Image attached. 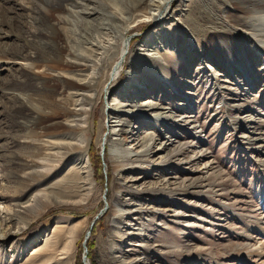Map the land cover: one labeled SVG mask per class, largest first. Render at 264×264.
Listing matches in <instances>:
<instances>
[{
	"label": "rangeland",
	"instance_id": "374dc122",
	"mask_svg": "<svg viewBox=\"0 0 264 264\" xmlns=\"http://www.w3.org/2000/svg\"><path fill=\"white\" fill-rule=\"evenodd\" d=\"M139 1L0 0V51L22 49L0 62V219L16 231L0 240V264H264L249 252L264 231V56L239 28L264 0L176 3L160 30ZM53 23L74 54L101 27L116 33L76 127L66 82L78 79L26 67L40 45L54 49ZM22 94L46 101L65 135L27 138L37 114ZM159 141L172 146L155 154Z\"/></svg>",
	"mask_w": 264,
	"mask_h": 264
},
{
	"label": "bare ground",
	"instance_id": "6f19581e",
	"mask_svg": "<svg viewBox=\"0 0 264 264\" xmlns=\"http://www.w3.org/2000/svg\"><path fill=\"white\" fill-rule=\"evenodd\" d=\"M185 2H187V0H143V1L140 0L138 3H139V6L146 5V12H145L144 17L146 18L147 22L152 23V24H158L160 26V27L158 26L160 30V28L163 27L165 21L168 18H170L174 5L176 3H185ZM240 6L242 7V5ZM41 7H43V9L45 8L44 5H42ZM230 12L231 10H225V15H224L225 18H228L227 15ZM246 14L247 16L243 18V23L239 24V28L242 32L249 35L252 38V40L255 42V47H256V51L258 52V54L264 56V11L260 12L256 9V7H254V9H250L248 13ZM49 30H50L49 35L51 38L50 43L51 45L53 44L54 49L52 50V52H49L50 51L49 48L43 47V45H40L41 46L40 48V46H38V44L34 40L26 41L25 42L26 46L29 48L34 47L35 51L38 48H40L39 50L36 51V53H33V55H30L27 57L26 67L31 73H33V75H35L36 78H40L39 76H44L45 74H47V72H51V73H55L58 75H63L67 79L68 77L78 79L77 80L78 84L70 83L71 79H68L66 82L72 91L69 93V99L74 104L73 105L74 109L71 111V113L69 114V117L66 119H68L67 122L70 127H71V124L74 127H76L78 125V122L81 121L80 118L84 115V111H86L84 109L83 102L87 100L86 99L87 97H89L88 95H85V94L82 95L83 94L82 92H85V90L88 89L84 87L86 86L87 83H89L92 79L95 78L96 73L100 69L103 58L109 53L112 46L114 45L116 33L112 29L101 27L100 28L101 33H98L99 35L98 39L96 40L92 39L91 41L84 42L86 46L88 45L86 48L88 52L84 51L78 54H74L72 53L71 50L66 48V46H63L62 44L59 43L58 41L59 30L54 23L51 26H49ZM101 35L105 37L102 38ZM99 39H103L104 41H100ZM131 41L132 39L129 37L125 38L124 47H123V50L120 56V60L117 62V65L114 69V73L111 76L113 80H117V78L121 76V73L123 72L125 68L124 65L130 53L129 47L131 46V43H130ZM163 43L164 45H167L165 42ZM215 45L223 49V51L225 52L224 54L225 59L230 64V66L234 65L235 62L232 56L228 53V47L226 46V44L219 43L218 45L217 44ZM238 45L241 47V44L239 43L237 45H234V49L237 53V57L241 58L244 54H243V50L239 49ZM21 51L22 49H19V47L11 51H7V50L0 51V62H3V61L7 62L8 60H11L10 58L11 55H14L15 53L17 54ZM34 56H37V59H38L37 61ZM243 61H245V59ZM136 63H139V61L138 62L136 61ZM237 66L239 68H244L246 65L242 63L239 65V63H237ZM89 70H91V72H89ZM137 84H140V86L142 85L141 83H137ZM137 84H135V86H138ZM43 96H44L43 99L47 98L46 100H48L47 93L44 94ZM20 99L26 105L30 106L31 109H33V111H35V113L37 114V117L31 120L33 122L31 123L32 125L27 126V131H28L27 138L39 141L40 143L44 142L45 144H52V141L56 142V138L58 135L59 136L65 135L63 134L65 127L62 126L60 121L58 122L55 117H52L49 120L45 119V117H47V116H44L47 114V112L44 111V109L46 108L45 106V103H47L46 101L40 102L39 104V103H36V101H33L30 96L23 95V94L20 95ZM121 107L125 108L127 107V104L122 105ZM149 107L153 108V105H149ZM127 112H130V111H127ZM115 119H119V118H115ZM161 119L162 118H158L157 120H161ZM121 122L122 121H118V120L112 121V123H116V124L121 123ZM46 123H48V125H46ZM78 142H75V143H78ZM69 143H72V145L74 144L72 140H70ZM154 145L155 146L158 145V147L155 148V154H158L161 152L163 153L166 150H168L169 147L172 146L171 143H168L165 141L164 142H161V141L154 142ZM111 155L113 157L119 156V154L115 151H111ZM211 164H212L211 162L206 163L205 168L207 170H210L212 167ZM119 167H121V165H119ZM115 208H116V214L120 215L122 211L119 210L118 207H115ZM13 220L14 218H11V220H8V223L13 222ZM12 226L9 228H4L3 222L0 219V240H4L10 237L11 235L15 234L16 231L14 230L15 232H13ZM129 227H131V224L129 225ZM16 229L18 230V227H16ZM90 233H91V230H90ZM260 235L263 237H261L260 241H257L258 245L255 244L253 247H250L249 252L257 253L258 257H260L261 259L262 258L264 259V231H262ZM249 245L251 244L249 243ZM134 246L139 247L140 245L134 244ZM87 261L88 260L86 257V263ZM141 261H142L141 258L137 259L136 264L137 263L142 264L143 262ZM128 263H132V262H128Z\"/></svg>",
	"mask_w": 264,
	"mask_h": 264
},
{
	"label": "water",
	"instance_id": "95a60500",
	"mask_svg": "<svg viewBox=\"0 0 264 264\" xmlns=\"http://www.w3.org/2000/svg\"><path fill=\"white\" fill-rule=\"evenodd\" d=\"M86 258V257H85Z\"/></svg>",
	"mask_w": 264,
	"mask_h": 264
}]
</instances>
